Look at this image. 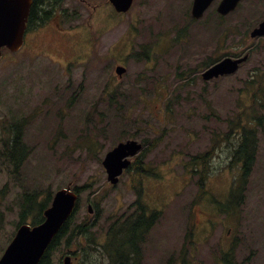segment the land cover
Here are the masks:
<instances>
[{
  "label": "rangeland",
  "instance_id": "rangeland-1",
  "mask_svg": "<svg viewBox=\"0 0 264 264\" xmlns=\"http://www.w3.org/2000/svg\"><path fill=\"white\" fill-rule=\"evenodd\" d=\"M219 1L195 21L192 0H134L124 15L107 0H86L95 11L89 25L92 8L81 0L43 7L46 17L33 21L24 46L0 60V255L26 194L38 192L28 197L25 222L34 224L48 195L87 185L75 222H94L100 242L132 210L136 188L162 213L140 264H264V43L249 38L264 19V0H244L225 17ZM247 50L236 73L202 80L209 59ZM239 125L258 140L244 189L241 166L230 165ZM16 132L14 157L21 146L28 152L17 171L6 154ZM127 140L143 145L144 171L135 175L138 155L112 186L102 160ZM95 248L86 264L103 261ZM76 250L60 246L52 258L62 264Z\"/></svg>",
  "mask_w": 264,
  "mask_h": 264
},
{
  "label": "water",
  "instance_id": "water-1",
  "mask_svg": "<svg viewBox=\"0 0 264 264\" xmlns=\"http://www.w3.org/2000/svg\"><path fill=\"white\" fill-rule=\"evenodd\" d=\"M214 0H193L191 16L201 19L206 9ZM240 0H221L216 11L225 16L232 12ZM117 13H127L133 0H108ZM32 0H0V59L2 49L17 52L23 45L24 33L27 27ZM251 37L264 36V20L251 33ZM244 56L239 59L223 58L202 73L204 81H210L220 76L234 74L239 65L246 61ZM115 72L122 76L123 67H117ZM141 145L134 140L118 143L104 156L102 165L111 184L118 183L123 170L130 165V157L135 156ZM77 195L69 187L55 192L50 206L44 210V220L30 227L21 225L0 257V264H38L41 257L60 231L64 223L74 212ZM89 212L91 207L88 206ZM63 264H71V257L66 256Z\"/></svg>",
  "mask_w": 264,
  "mask_h": 264
},
{
  "label": "trees",
  "instance_id": "trees-1",
  "mask_svg": "<svg viewBox=\"0 0 264 264\" xmlns=\"http://www.w3.org/2000/svg\"><path fill=\"white\" fill-rule=\"evenodd\" d=\"M48 1L49 3L53 2V0ZM38 4L39 0H35L30 13V25L34 21V14L37 15V10H39L37 8ZM217 61L218 60L209 59L206 62V65L209 67ZM235 130L237 132L241 131V134L239 142L232 152L230 165L240 164L243 181L241 189H244V183H246V180L250 177L253 166L256 162L258 140L256 137V130L253 128L251 130H246L242 125H239ZM19 145H21V138L16 132L14 141L9 145L10 148L6 150L7 155L10 156V164L14 167L15 171L21 167L25 156L28 153L26 149H22L21 146L22 150L19 152L21 154L18 157H12V149H15L16 147L18 148ZM206 157L207 155L202 156V161L205 162ZM140 160L141 158L136 162V171L138 174L144 168L143 165L139 164ZM199 185L201 186L202 183ZM86 187L87 185L83 187H73L72 190L79 197L81 191ZM136 189V198L129 205V209L132 210H128L127 213L121 215L110 225L106 234L103 236L102 242L98 241L93 234V227H95L94 222L89 223L88 221H82L78 224L75 222V213L79 207L78 203L75 213L65 222L58 234L53 238L50 246L38 264H56L52 258V251L60 246L67 248L72 245H76L77 247V250L72 253L75 256L80 255V257L86 259V261H79L78 263L86 264L90 261L87 260L89 257L88 253L92 245H95L96 251L98 254H101L100 256L103 259L102 262L100 261L97 264H140L142 259V246L146 241L149 231L160 221L161 214L157 211H150L141 201V189ZM37 195L38 192H34L24 196L23 209L20 213V224L24 223L26 220L27 206L30 203H33L32 199H28V197H34ZM50 201L51 196L48 195L46 204L42 205V212ZM95 211L96 217H98L100 213L99 208L96 207ZM42 220L43 216L41 215L39 221L33 225L40 223ZM82 238L85 240V243H82Z\"/></svg>",
  "mask_w": 264,
  "mask_h": 264
},
{
  "label": "flooded vegetation",
  "instance_id": "flooded-vegetation-1",
  "mask_svg": "<svg viewBox=\"0 0 264 264\" xmlns=\"http://www.w3.org/2000/svg\"><path fill=\"white\" fill-rule=\"evenodd\" d=\"M34 1L35 0H33V4H34ZM244 0H241L240 1V3L238 4V6H237V8L235 9V10H237L240 6H241V4H242V2H243ZM52 3V2H51ZM33 6V5H32ZM37 9V8H36ZM38 9L39 10H37V15L39 14V16H36V18H37V20H38V22L42 19V15L40 14L41 12H43L42 11V0H39V4H38ZM36 14H34V16H35ZM92 16V13H90V15H89V17H88V19L90 18ZM87 19V20H88ZM42 21V20H41ZM259 25V23L257 24V26ZM251 40L253 41V40H263L262 42L264 43V36H256V38H251ZM25 42H26V37H25ZM249 50H247V53H245V55H247V56H249Z\"/></svg>",
  "mask_w": 264,
  "mask_h": 264
}]
</instances>
